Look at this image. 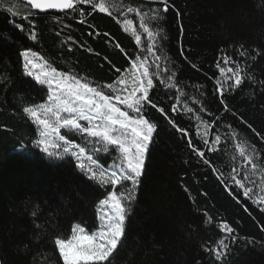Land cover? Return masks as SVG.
<instances>
[{
	"label": "trees",
	"instance_id": "16d2710c",
	"mask_svg": "<svg viewBox=\"0 0 264 264\" xmlns=\"http://www.w3.org/2000/svg\"><path fill=\"white\" fill-rule=\"evenodd\" d=\"M136 2L139 0H133ZM16 3L19 15L15 21L0 9V64L8 62L12 79L7 88L0 85V264H34V256L37 260L40 254L53 256L56 231L50 227L47 231L36 229L33 211L39 209L37 220L43 224L59 210V231L62 237L70 238L74 223L83 222L85 226L95 221L97 227L99 200L111 188L87 180L73 157H49L30 143L38 138V132L22 107L45 102L47 87L22 75L23 58L19 53L31 49L59 69H71L88 80L109 84L120 75L113 65L126 72L130 62L125 53H137L149 41L138 27V20L134 19V26L141 35L139 46L132 29L125 32L105 14H93L86 24H80L79 17L65 21L70 27H62L55 19L63 14H40L35 17L37 40L33 41L27 21L20 19L30 9L25 3ZM174 5L179 15L174 11L168 14L163 25L168 40L162 42L165 53L175 62L184 91L189 97L199 98L194 85H202L208 109L199 113L203 119L212 120L209 112L219 115L222 123H231L241 136L264 147V142L241 123L243 118L257 132L264 133L261 85L245 80L240 88L226 93L231 112H224L220 104L222 89L216 85L217 79L224 87L230 83L225 77L231 73L222 75L216 67L217 63L225 69L235 67L231 62L224 64L225 57L243 65L241 45L248 51H264V0H174ZM14 23L24 25V31L13 27ZM117 44L125 51L121 52ZM249 71L257 81L264 80V57H257ZM156 92L163 97L158 107L165 108L168 118L151 107L146 114L158 125V134L146 155V168L126 219L125 238L112 264H210L204 249L223 238L222 223L236 230L232 264H264V211L242 195L234 199L210 167L196 163L187 141L191 139L203 148L199 138L203 126L198 127L199 122L184 112L183 99L177 111H172L171 104L176 101L169 100V96H174L175 89L161 85ZM188 103L199 108L191 100ZM168 119L186 129L187 135L182 136ZM37 235L41 238L36 239Z\"/></svg>",
	"mask_w": 264,
	"mask_h": 264
},
{
	"label": "snow or ice",
	"instance_id": "6c2138e0",
	"mask_svg": "<svg viewBox=\"0 0 264 264\" xmlns=\"http://www.w3.org/2000/svg\"><path fill=\"white\" fill-rule=\"evenodd\" d=\"M24 2L30 10L28 15L21 16L20 19L27 21L29 35L33 41L37 40L34 30L35 17L47 13L48 10H58L63 14L55 18L62 27H70L65 21L75 20L77 17L80 18V24H86L88 17L94 18L93 14H105L121 25L125 32L132 29V35L139 46L142 41L134 26L135 19L149 41L139 52L125 53L130 62L126 72L122 73L120 67L113 65L115 72L120 75L109 84L88 80L71 69L58 71L57 67H53L44 57L31 49L19 53L23 58L22 75L31 77L40 86H47L46 102L22 107L23 114L30 118L31 123L36 126L35 131L39 134L38 138L32 139L30 143L49 157L61 160L74 157L76 167L87 180L94 184L98 182L101 188H111L107 191L106 197L99 200V205L108 209L100 217L99 230H95V221H90L85 226H82L83 222H77L70 228V238L62 237L57 219L59 210L53 214L52 219L43 224L37 220L39 209L33 211L31 216L36 229L44 228L47 231L50 227L56 231L53 237V256L40 254L39 260L34 256V264H53V257L55 264L61 262L112 264L114 254L122 247L125 238L126 219L146 168V155L158 134V125L147 118L146 114L151 107L168 118L165 108L158 107V101L163 97L157 94L156 89L161 85L169 90H176L174 96H169V100L176 101L171 104L173 112L177 111V104L183 99L184 112L190 114V119L194 118L199 122L198 127L203 126L199 137L203 148L197 147L191 139L187 141L192 153L197 157L196 163L210 167L234 199L242 195L264 211L262 207L264 147H258L257 143L247 136H241L231 123H222L219 115L209 112L212 120H204L199 114L208 111L203 99L205 96L203 86L194 85L200 92L199 98L189 97L177 78L175 62L164 51L166 45L162 41H167L168 36L163 25L167 22L170 11L179 15L174 0H139L136 3H133V0H24ZM0 9L10 14L13 21L19 15L16 0H0ZM130 15L133 18H129ZM13 27L24 31L22 24L14 23ZM59 34L57 32V35ZM103 35L107 36V33ZM68 39L72 37L69 36ZM116 47L120 48V45L117 44ZM240 47L239 56L245 58L243 65L238 61H231V57H225L223 62L224 64L231 62L235 67L225 69L220 63L216 65L222 75L226 71L231 73L225 77L226 81H230L227 87H224L221 80H216V85L222 89L220 104L223 105L224 112L232 111L227 103L226 93L240 88L245 80L258 83L264 91V80L257 81L249 71L251 63H254L257 57H264V51L259 49L248 51L243 45ZM120 51L125 50L120 48ZM37 59L42 63L37 64ZM8 67L6 60L0 64V69H3L0 72V85H5V88L12 84ZM193 67L196 65L193 64ZM154 81L158 83L154 84ZM188 100H191L192 105H199V108L190 106ZM232 114L236 115L235 112ZM168 122L182 136L187 135V130L177 127L173 120L168 119ZM241 123L245 124L260 142H264V133L257 132L243 118ZM78 137L85 145L92 146V154L85 156V146L76 143ZM229 145L232 146L231 151ZM50 147L62 151H50ZM112 152H116L117 155L109 164L101 153L111 155ZM185 163L189 161L186 160ZM117 186L120 189L119 195ZM61 202L67 203L63 198ZM220 229L224 233L223 238H220L215 246H205L204 250L211 258L210 264H232L231 246L237 241L236 230L228 223H222ZM40 238V235H37L36 239ZM248 242L253 243L252 240Z\"/></svg>",
	"mask_w": 264,
	"mask_h": 264
},
{
	"label": "rangeland",
	"instance_id": "374dc122",
	"mask_svg": "<svg viewBox=\"0 0 264 264\" xmlns=\"http://www.w3.org/2000/svg\"><path fill=\"white\" fill-rule=\"evenodd\" d=\"M38 55L39 56H41L39 53H38ZM37 64H40V63H42V61H40L39 59H37ZM50 63V62H49ZM50 64H52V63H50ZM52 66L53 67H56L55 65H53L52 64ZM57 69H58V71H64V70H62V69H59L58 67H57ZM46 86V85H45ZM47 87V86H46ZM47 100V99H46ZM46 102V101H45ZM120 107H124L123 105H120ZM83 123V122H82ZM61 134H63V130H61ZM39 135V134H38ZM76 143H79V144H81V146H85V156L86 155H90V154H92V152H91V145H85V143H84V141H82L79 137L77 138V140H76ZM25 146H27V145H24V146H21V147H18V149L20 150V149H22V148H24ZM50 151H62V149H52L51 147H50V149H49ZM116 155H117V153L116 152H112L111 153V155H108V154H104V153H101V156L104 158V159H107V161H108V163L109 164H111V162H112V160L116 157ZM74 158V157H73ZM95 158V157H94ZM75 159V158H74ZM76 160V159H75ZM85 163L87 164V161L85 160ZM119 191H120V189H119V186H117V194L119 195ZM137 191V190H136ZM135 195H136V193H135ZM123 202V201H122ZM108 211V209H107V207L106 206H101V205H99V207H98V223H97V227L95 228V230H99V226H100V223H101V220H100V217L104 214V213H106ZM83 226V225H82Z\"/></svg>",
	"mask_w": 264,
	"mask_h": 264
},
{
	"label": "water",
	"instance_id": "95a60500",
	"mask_svg": "<svg viewBox=\"0 0 264 264\" xmlns=\"http://www.w3.org/2000/svg\"><path fill=\"white\" fill-rule=\"evenodd\" d=\"M18 1L26 4V2H24V0H18ZM34 11H38V10H34ZM41 14H62V13H60L58 10H48L47 13H41Z\"/></svg>",
	"mask_w": 264,
	"mask_h": 264
}]
</instances>
